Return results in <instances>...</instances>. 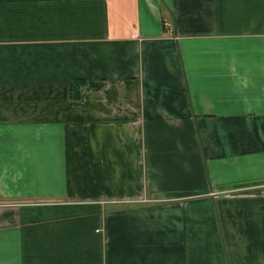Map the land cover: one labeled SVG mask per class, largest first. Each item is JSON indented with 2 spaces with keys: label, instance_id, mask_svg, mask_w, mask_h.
<instances>
[{
  "label": "crops",
  "instance_id": "1",
  "mask_svg": "<svg viewBox=\"0 0 264 264\" xmlns=\"http://www.w3.org/2000/svg\"><path fill=\"white\" fill-rule=\"evenodd\" d=\"M0 264H264V0H0Z\"/></svg>",
  "mask_w": 264,
  "mask_h": 264
},
{
  "label": "trees",
  "instance_id": "2",
  "mask_svg": "<svg viewBox=\"0 0 264 264\" xmlns=\"http://www.w3.org/2000/svg\"><path fill=\"white\" fill-rule=\"evenodd\" d=\"M81 83H83L82 81H76L75 82V84L72 86V94H73V97H75V96H80V90H79V88L77 87V86H80L81 85Z\"/></svg>",
  "mask_w": 264,
  "mask_h": 264
}]
</instances>
